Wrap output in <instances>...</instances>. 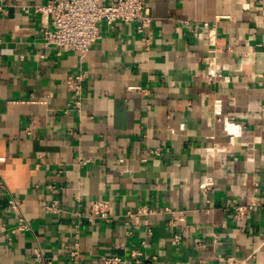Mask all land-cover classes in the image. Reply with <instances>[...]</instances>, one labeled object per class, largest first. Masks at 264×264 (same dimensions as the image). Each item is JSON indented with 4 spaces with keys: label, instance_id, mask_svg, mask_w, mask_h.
Wrapping results in <instances>:
<instances>
[{
    "label": "crops",
    "instance_id": "0c3cea01",
    "mask_svg": "<svg viewBox=\"0 0 264 264\" xmlns=\"http://www.w3.org/2000/svg\"><path fill=\"white\" fill-rule=\"evenodd\" d=\"M49 1L0 0V264H76L77 243L84 264H264V1L146 0L149 29L102 24L84 56L45 45L25 8ZM95 200L109 221L86 219Z\"/></svg>",
    "mask_w": 264,
    "mask_h": 264
},
{
    "label": "built area",
    "instance_id": "2783aa9c",
    "mask_svg": "<svg viewBox=\"0 0 264 264\" xmlns=\"http://www.w3.org/2000/svg\"><path fill=\"white\" fill-rule=\"evenodd\" d=\"M251 1V0H250ZM263 2L264 0H258ZM26 13L38 15L40 19V33L46 46H54L60 50L78 53L81 56L86 55L93 45L99 40L100 28L102 24L112 26L116 23L133 24L138 33H143L149 29L155 18L152 17L150 8L146 0H52L44 5H33L25 8ZM187 24V22H183ZM206 29L210 49L204 63L214 72L221 70L218 64V55L222 52L218 44L217 32L213 29L212 24L204 22L201 25ZM264 45V42L263 44ZM260 45V46H262ZM228 52L231 49L228 48ZM81 77L70 79L68 86L78 94L80 92ZM153 154H158L154 151ZM1 160V159H0ZM1 189L5 188L3 182H0ZM213 180L208 178L202 184L203 192L212 190ZM23 203L15 198L8 200V207L14 214L17 222L13 233H20L30 230V222L23 213ZM89 212L85 216L92 223L95 220L109 221L110 205L103 200H95L90 203ZM253 206L235 207V219L241 220L247 217L252 211ZM48 211H58L57 203L47 207ZM171 213V210L166 209ZM151 210L142 208L137 210L136 214L128 213V216L134 217L142 214H150ZM186 212H179L174 222L185 220ZM175 224V223H174ZM182 236L176 233L172 239L173 245L181 243ZM72 253L76 264H84V261L78 255V243ZM41 255L37 254L36 259L41 261ZM104 264H125L128 263L121 257H103ZM152 260L149 256L138 250L131 253V264H150ZM50 264V263H46Z\"/></svg>",
    "mask_w": 264,
    "mask_h": 264
}]
</instances>
